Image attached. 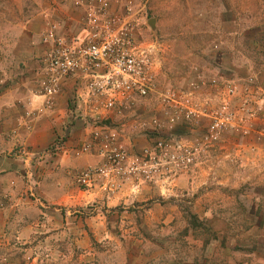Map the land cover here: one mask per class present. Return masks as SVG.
Segmentation results:
<instances>
[{
  "label": "rangeland",
  "instance_id": "374dc122",
  "mask_svg": "<svg viewBox=\"0 0 264 264\" xmlns=\"http://www.w3.org/2000/svg\"><path fill=\"white\" fill-rule=\"evenodd\" d=\"M106 1L152 88L105 109L75 76L48 102L43 35L85 11L26 1L44 50L4 81L35 89L0 106V264H264V0Z\"/></svg>",
  "mask_w": 264,
  "mask_h": 264
},
{
  "label": "built area",
  "instance_id": "2783aa9c",
  "mask_svg": "<svg viewBox=\"0 0 264 264\" xmlns=\"http://www.w3.org/2000/svg\"><path fill=\"white\" fill-rule=\"evenodd\" d=\"M76 5L85 11L81 35H64L60 24L43 35L50 47L39 83L42 95L53 102L64 79L83 76L88 98L102 102L105 109L146 97L152 88L150 67L132 49L121 17L108 14L106 0H76Z\"/></svg>",
  "mask_w": 264,
  "mask_h": 264
},
{
  "label": "crops",
  "instance_id": "0c3cea01",
  "mask_svg": "<svg viewBox=\"0 0 264 264\" xmlns=\"http://www.w3.org/2000/svg\"><path fill=\"white\" fill-rule=\"evenodd\" d=\"M26 1L0 0V106L3 110V106L6 105V110H4L9 118L18 112L19 109L16 107L18 102L33 97L31 95L35 85L33 82H29L28 76L25 77V80L19 82H4L5 79L18 77L17 64L22 62L26 66H30L31 59L41 55L44 50L41 40L42 17L38 15L28 19L22 11L28 5ZM52 1L56 2L58 0H35L32 3H50ZM69 4L71 5L70 1L67 5L69 6ZM67 11L66 19L70 21L68 36H73L79 30L78 16L77 13H74V9ZM26 70L27 73L29 70L27 68ZM2 162L0 160V164Z\"/></svg>",
  "mask_w": 264,
  "mask_h": 264
}]
</instances>
